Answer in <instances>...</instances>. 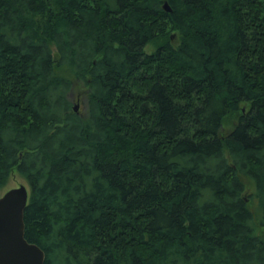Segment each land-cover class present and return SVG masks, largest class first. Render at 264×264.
Listing matches in <instances>:
<instances>
[{
    "label": "trees",
    "instance_id": "obj_1",
    "mask_svg": "<svg viewBox=\"0 0 264 264\" xmlns=\"http://www.w3.org/2000/svg\"><path fill=\"white\" fill-rule=\"evenodd\" d=\"M13 172L45 264H264V0H0Z\"/></svg>",
    "mask_w": 264,
    "mask_h": 264
},
{
    "label": "water",
    "instance_id": "obj_2",
    "mask_svg": "<svg viewBox=\"0 0 264 264\" xmlns=\"http://www.w3.org/2000/svg\"><path fill=\"white\" fill-rule=\"evenodd\" d=\"M163 9L171 11L166 3ZM28 195L27 188L21 185L0 196V264H45L43 251L25 239L23 216Z\"/></svg>",
    "mask_w": 264,
    "mask_h": 264
},
{
    "label": "rangeland",
    "instance_id": "obj_3",
    "mask_svg": "<svg viewBox=\"0 0 264 264\" xmlns=\"http://www.w3.org/2000/svg\"><path fill=\"white\" fill-rule=\"evenodd\" d=\"M147 52L154 51V47L151 45H147L146 47ZM85 90L81 86H76V89L74 90L73 96H71L73 107L77 106V111H80L84 113V105H85V99L84 98V92ZM234 124L233 117L227 118L223 121L222 125V131L228 132L231 130L232 125ZM21 185H24L28 192H29V186L26 184L24 179L19 176L17 173L13 172L11 173V176L9 177L7 183L5 184V187L1 190L0 196L3 195L5 192L9 191L10 189L19 188ZM246 191L244 194L245 199L247 200V204L249 208L252 210V212L255 211L256 205H257V199L254 197L255 195V189L252 187V185H249L246 187ZM255 214V212H254Z\"/></svg>",
    "mask_w": 264,
    "mask_h": 264
}]
</instances>
